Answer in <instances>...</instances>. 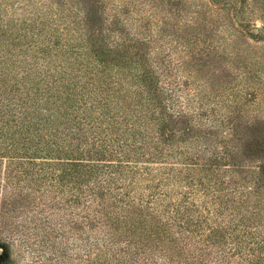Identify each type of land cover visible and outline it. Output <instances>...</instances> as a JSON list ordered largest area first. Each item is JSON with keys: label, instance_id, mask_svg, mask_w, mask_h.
I'll return each mask as SVG.
<instances>
[{"label": "trees", "instance_id": "trees-1", "mask_svg": "<svg viewBox=\"0 0 264 264\" xmlns=\"http://www.w3.org/2000/svg\"><path fill=\"white\" fill-rule=\"evenodd\" d=\"M34 1L0 3V264H264L258 58L206 75L215 12L259 40L260 0H149L134 31L144 0Z\"/></svg>", "mask_w": 264, "mask_h": 264}, {"label": "rangeland", "instance_id": "rangeland-1", "mask_svg": "<svg viewBox=\"0 0 264 264\" xmlns=\"http://www.w3.org/2000/svg\"><path fill=\"white\" fill-rule=\"evenodd\" d=\"M50 1L53 3L52 4L53 9H55L57 7L55 4L56 0H53V1L50 0ZM66 1H70V0H66ZM129 1L130 0H96V5L100 6L104 4L107 11H112L111 8L113 5L115 4L123 5L124 3L129 2ZM200 1L201 0H191V2L190 0L188 1V4L185 6L188 9L186 11V14L182 18L184 21H189L191 13H193L191 12L193 11L192 8L196 9V7H194V4L195 3L199 4ZM260 2H261L260 10L256 11V15H253L250 17L252 22L256 23L257 28L259 29V32L261 35L260 36L261 38H259V40H257L258 38H256L255 36L252 37L251 35H241L239 31L236 30V26L239 28L238 30H240V27L238 25L239 22L236 23L234 21L231 7H227L225 5V7H222V10H219V11L216 10L220 14L215 12L216 13V16H214V22L216 24L215 34L218 37L217 44L220 43L221 45L220 54L222 55V57L220 58V63L218 66L212 65L211 66L212 69L206 70V75H210L212 77L213 75L217 76L221 74L222 69L227 68L229 66V63L227 62V59L231 57V54L229 55V51L236 49V47H241L244 52L248 54H254L257 56L258 62H259L258 65H256V72H257L258 79L257 80L255 79V80L257 81V85H259L260 90H259L257 101L254 104H252L253 106L250 108V110L246 113L244 117L245 119H248L249 121H253V122L258 117L259 121L257 122V125L259 126V129H261L262 138H264V37L262 36V33L264 31V0H260ZM0 3L4 5L5 8L12 10L17 15L22 17V15H26L27 13L29 14V16L32 15L33 12L30 9L25 10V7L33 6L36 2L34 1L33 3H30L29 0H0ZM37 3H39V5L37 4V7L39 8V6L40 7L46 6L49 2L47 0H38ZM144 3H145V7L143 8V11H141L140 13H135L134 11L132 12L133 13L132 17H130L132 13H129L128 16L126 14H122L123 19H125L126 21L124 23L126 25L125 27L133 31L136 30L137 21L135 20L134 17L136 18L145 17L148 13L147 9L150 10L154 6L151 3H149V0H144ZM213 8H216V7H213ZM132 10H136V9H132ZM79 15H82V11L79 13ZM217 15L219 17H217ZM237 21H238V18H237ZM152 29L156 30V27L153 26ZM114 35L117 36L118 33H115ZM224 47H227V49L223 51V49H225ZM231 65L235 66V63H231ZM241 81L244 82L246 81V79L242 78ZM199 83H200L199 85L193 86L192 89H195V90H199L200 88L208 89L207 85L201 86L203 81H200ZM255 108L257 109L256 110L257 112L254 110ZM252 164L255 166L256 169H258V166L262 165V162H259V159H258L252 162ZM56 227L63 228V226H59V225ZM102 228H104V231L111 230V228H108L107 226H104V225H102ZM64 230L68 232V235H69V229H64ZM77 231L79 230H75V232ZM99 232H100V236H103V231L100 230ZM73 235L75 236V234ZM53 240L58 241L60 243V239H53ZM34 242H35L34 243L35 247H31L30 248L31 251L35 249L36 251L35 254H38V253H42V254L46 253L48 255L50 254L49 252L51 250H49L48 247H41L39 245L40 243L38 242V240ZM120 244H123V242H121ZM113 248L117 249V246ZM87 252L88 250L83 251L82 249H76L75 251H73V254H72V251L71 250L69 251V253H71L72 255H76V254L85 255V253ZM15 258H16L15 260L16 263H13V264H30L28 259L22 254L16 253ZM36 261L38 262H35V263L41 264L40 260H36ZM9 264H12V262Z\"/></svg>", "mask_w": 264, "mask_h": 264}]
</instances>
